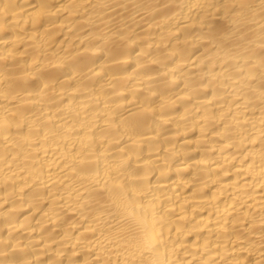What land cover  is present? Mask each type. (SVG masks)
<instances>
[{
	"label": "bare ground",
	"instance_id": "6f19581e",
	"mask_svg": "<svg viewBox=\"0 0 264 264\" xmlns=\"http://www.w3.org/2000/svg\"><path fill=\"white\" fill-rule=\"evenodd\" d=\"M0 264H264V0H0Z\"/></svg>",
	"mask_w": 264,
	"mask_h": 264
}]
</instances>
